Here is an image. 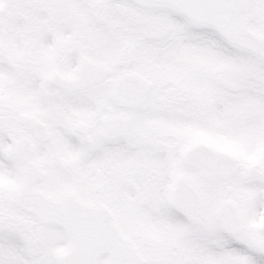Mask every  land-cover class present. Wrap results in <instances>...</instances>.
I'll list each match as a JSON object with an SVG mask.
<instances>
[{"label": "snow or ice", "instance_id": "1", "mask_svg": "<svg viewBox=\"0 0 264 264\" xmlns=\"http://www.w3.org/2000/svg\"><path fill=\"white\" fill-rule=\"evenodd\" d=\"M0 264H264V0H0Z\"/></svg>", "mask_w": 264, "mask_h": 264}]
</instances>
